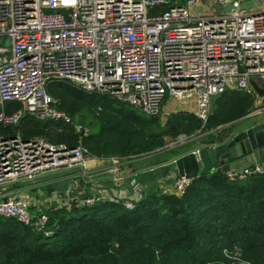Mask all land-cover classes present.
<instances>
[{"label": "built area", "instance_id": "obj_1", "mask_svg": "<svg viewBox=\"0 0 264 264\" xmlns=\"http://www.w3.org/2000/svg\"><path fill=\"white\" fill-rule=\"evenodd\" d=\"M197 1L0 0V125L14 127L27 114L86 136L87 127L56 107L46 90L50 81L126 102L151 116H161L164 100H173L183 111L192 105L189 112L204 121L212 98L225 88L251 94L253 104L242 116L264 111V0H201L206 9L195 12ZM242 1L246 8H238ZM224 3L234 8L223 11ZM250 81L263 93H256ZM10 102L18 107L5 105ZM154 152L99 158L108 161L100 171L116 179L124 165ZM88 157L80 142L65 148L42 138L23 139L17 131L0 134V217L42 230L46 215L32 214L30 199L7 192L18 183L40 188V179L48 177L43 175L59 169H67L63 177L71 184L56 196V206L107 199L129 208L140 199L142 184L131 174L135 169L125 187H99L90 178L91 197L80 198L79 174L71 170ZM148 164L146 159L136 169ZM263 170L251 163L224 174L240 178ZM174 177L169 192L181 194L190 179Z\"/></svg>", "mask_w": 264, "mask_h": 264}, {"label": "trees", "instance_id": "obj_2", "mask_svg": "<svg viewBox=\"0 0 264 264\" xmlns=\"http://www.w3.org/2000/svg\"><path fill=\"white\" fill-rule=\"evenodd\" d=\"M56 107L88 128L78 137L61 122L25 114L14 127L23 139L42 138L71 148L80 142L96 158L154 152L165 138L211 130L239 119L253 104L251 94L225 88L212 99L205 120L188 111L146 115L126 102L50 81ZM9 108L18 103H5ZM157 163L150 157L144 161ZM44 228L0 217V264H264V170L229 178L202 171L179 195L152 183L127 208L99 200L50 207Z\"/></svg>", "mask_w": 264, "mask_h": 264}, {"label": "water", "instance_id": "obj_3", "mask_svg": "<svg viewBox=\"0 0 264 264\" xmlns=\"http://www.w3.org/2000/svg\"><path fill=\"white\" fill-rule=\"evenodd\" d=\"M254 4L253 0L249 1ZM247 3L242 1L238 8H246ZM231 3L220 5V9L228 11L233 9ZM256 93L262 94L263 89L258 88L250 81ZM264 111L257 115L243 116L246 121H242L239 127H232L229 130L221 131L217 135L202 136L197 142L192 143L189 137V144L182 151L163 157L157 163L144 165L135 169L131 174H137L146 170L160 168L159 171L151 176V179L140 190V198L144 190L152 183L161 179H166L167 173L175 172L176 176H183L189 179L194 178L202 171L225 172L228 169L244 167L250 163L261 164L264 166ZM241 118V117H240ZM239 118V120H241ZM237 120V121H239ZM234 122H231L232 124ZM229 124V125H230ZM186 142V143H187ZM67 169H59L46 173L43 176H57L65 173ZM91 188V183L80 179ZM78 180L77 182H79ZM71 182L66 179L52 183H44L42 191H53L56 196ZM93 191H87L79 195L80 198L91 197Z\"/></svg>", "mask_w": 264, "mask_h": 264}, {"label": "crops", "instance_id": "obj_4", "mask_svg": "<svg viewBox=\"0 0 264 264\" xmlns=\"http://www.w3.org/2000/svg\"><path fill=\"white\" fill-rule=\"evenodd\" d=\"M189 104H191V103H189ZM191 109H192V105H191ZM181 110H183L182 103H180L178 101H173V100H164V102L161 105V116L162 115L164 116L166 113H168L170 111H181ZM185 111H188V110L186 109ZM240 117L239 118L241 120L236 119V120L232 121L234 123L229 125L230 128L239 127V125L241 124L242 121H246L245 118H242L243 116H240ZM237 120H239V121H237ZM229 129H226V130H229ZM220 130L225 131V128L224 129L221 128ZM219 132L220 131L215 132L212 130H203V129L200 131H196L195 133L190 135L191 139H193V141H191V144L197 142L199 139H201L202 136H213L214 134L215 135L219 134ZM186 147L187 146L182 147L180 151H182V149H185ZM180 151H178V152H180ZM105 164H108V161L106 159L88 157L84 160L82 166L73 168L76 170L72 171V172H77V174H79V176L77 175L79 180L82 178L83 180L89 181L91 183L90 178H93V180H95L94 184L99 186V187H103V188L106 187V188L111 189L114 187H125L127 184H129L131 177H128L127 175L131 172V170L134 167H130L129 165H124V167H122L118 171V173L116 174V177L117 176H119V177L116 179H112V177L110 175L104 174L102 171H100L101 168ZM159 169L160 168H155L153 170H146L144 172L137 173L133 176V178L136 179L137 181H139V183L142 184V187H144V185L150 181L151 176L153 174L157 173L159 171ZM144 174H146V175H144ZM81 175H82V177H81ZM63 176L64 175L48 176L45 179H42L40 181V183H39L40 188L37 189V195L35 197H27L24 195L23 197H19V198L30 199L32 201V206L30 209H33L36 212V214L38 212L45 213L50 207L56 206L57 201H56V195L54 194L53 191H50V192L44 191L43 192L41 187L43 186V184L45 182L46 183H48V182L52 183V182L62 180V179H64ZM174 176H176L175 172L169 171L166 175V179H161L159 181L154 182L155 187L158 188L159 190H162V191L163 190L168 191V192L171 191L170 190V182L175 178ZM141 178H143V179H141ZM79 182H80L79 183L80 192L89 191V189H90L89 185H86L85 183H83L82 180H80ZM15 186H16V184L10 186L11 188L9 187L7 194L12 195L13 197H18L16 195H14ZM101 191L103 192L104 190H101Z\"/></svg>", "mask_w": 264, "mask_h": 264}, {"label": "rangeland", "instance_id": "obj_5", "mask_svg": "<svg viewBox=\"0 0 264 264\" xmlns=\"http://www.w3.org/2000/svg\"><path fill=\"white\" fill-rule=\"evenodd\" d=\"M205 9H206V3H204L201 0L197 1L193 5V10L195 12L200 11V10H203L204 11ZM187 109H188V111L192 110L191 109V105H189ZM224 128L226 130V129H229L230 126L229 125H226L222 129H224ZM188 136L189 135L181 134V135H178V136H176L174 138H168V137H166L164 143L162 144V147L159 148V149H157L149 157L151 159H154V160H156V159L157 160H161L163 157H165V156L167 157V155L169 156L170 154L177 153L178 151L181 150L182 147L185 146V144H189V142H187L189 140L188 139L189 138ZM75 170L76 169H72L71 171H75ZM64 174H66V173H64ZM144 175H146V174H144ZM42 179H45V178L42 177L40 180H42ZM141 179H143V178H141ZM67 180H69L71 182L70 179H67ZM26 184L27 183H18V184H16V186L14 188V190H15L14 195H16L18 197H23L24 195L27 196V197H35L37 195V189L38 188H32V189H30V188H27ZM177 195H179V194H177ZM10 196H12V195H10ZM29 212H31L33 214H36V212L33 209H29Z\"/></svg>", "mask_w": 264, "mask_h": 264}]
</instances>
